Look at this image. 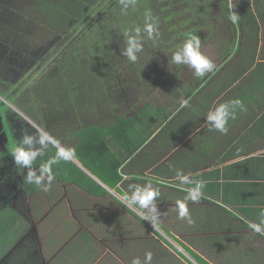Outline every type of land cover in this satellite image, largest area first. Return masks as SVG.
Segmentation results:
<instances>
[{"label":"crops","instance_id":"obj_1","mask_svg":"<svg viewBox=\"0 0 264 264\" xmlns=\"http://www.w3.org/2000/svg\"><path fill=\"white\" fill-rule=\"evenodd\" d=\"M214 1V16L200 21L201 51L214 63L211 72L197 75L190 65L172 62L186 41L184 32V41L174 36L163 49L168 70L153 75L150 97L143 103L148 86L141 82L144 94L130 103L114 99V86L108 85L106 97H86L75 109L57 110L50 96L46 108L31 110L36 118L7 110L12 133L5 131L7 139L0 144V244H7L0 250V264H29L26 257L35 254L41 264H66L58 255L63 242L75 248L72 264H132L134 258L144 264L147 252L152 264H202L192 253L210 264H264V234L249 228L264 212V0H228L239 16L237 24ZM136 64L141 75V64ZM237 98L244 108L229 119L227 133L209 130L207 113ZM119 118L128 121L120 126V142L113 134ZM42 130L76 152L73 161L53 166L48 191L25 182L29 167L16 165L9 146L31 137L39 153L32 169L41 176V165L55 154L51 145L40 143ZM88 138L106 156L102 142L125 158L120 171L127 179L117 187L79 158L95 157L79 150ZM8 161L17 173L6 177ZM73 165L89 180L72 173ZM177 171L205 184L201 200L187 202L191 225L178 217L176 201L194 185L183 186ZM47 183L45 176L41 184ZM149 183L161 193L156 225L117 198Z\"/></svg>","mask_w":264,"mask_h":264},{"label":"rangeland","instance_id":"obj_2","mask_svg":"<svg viewBox=\"0 0 264 264\" xmlns=\"http://www.w3.org/2000/svg\"><path fill=\"white\" fill-rule=\"evenodd\" d=\"M114 1L116 2V0H105L104 3L98 4V11L102 9V4H104L103 7L109 6ZM152 1L153 0H124V2L121 3L119 0L118 4L115 7H112L108 12L106 15L107 17L101 20L91 32L92 37L100 31L102 35H104L106 33L103 29L106 28L105 30H110V35L107 36L108 38L113 36V32L115 31L113 29L118 24L120 26L127 25L128 32L134 37H137L135 28L140 27L141 32L139 33L138 38L140 35H145L146 37L149 35L143 31V17H145V14L151 13L153 16L149 22H152L154 19L155 21L157 20L160 22L151 36L140 40L143 47L141 51L137 53L139 57L137 62L141 64V75L137 73V62L132 63L127 61V57L123 55V49L127 47L126 37L123 35L124 31H126L125 29L119 31V46H109L107 48L109 50L110 48L115 47L112 55L108 57V62L106 61L107 64H103L106 71L105 76L108 79L111 77L109 84L114 86L113 98H116V100L122 103L127 101L128 103L138 101L137 98L143 93L141 89L143 84H141V82H144L148 86L147 92L145 94L143 93L144 98L142 103L145 98L150 97L152 87L151 82L154 78L153 75L163 74L168 70L169 56L163 49H166L169 43H172V38L176 33L177 36L183 40V32L191 26L190 23H184V25L182 24L180 27V23L183 22L182 16L178 17V20L171 22L174 19L173 15L170 18L168 17L170 19L169 21V19L162 18L160 14H154V12L149 9L150 5L154 3L157 7L158 5H164L166 2L157 0ZM191 2H195V0L175 1V4H172L174 8L172 12L179 7L186 8ZM2 3L14 6L18 5V1L15 0H6L2 1ZM117 7L120 10H122V7H125L126 13L128 11L129 15L134 16L135 18L128 19L129 16L124 13V16L122 17L123 19H119L116 14ZM205 10L206 8L203 7L197 11ZM131 11H133L134 14L131 13ZM97 12H95L94 15H96ZM95 19L96 17L91 18L92 22L95 21ZM173 25L177 27V31L173 29ZM83 29V26L78 24L66 33L53 34L51 31H48L43 26L34 22L23 26V36H25L24 41L14 42L12 37H9L7 42L0 41V78L2 77V80H0V117L3 116L6 121L4 126L3 120L2 124L0 122L3 131L9 130L10 134L12 133L6 118L7 110L11 109L10 106L17 108L21 114L28 116L29 118L35 117L31 110H35L39 106L40 109H43V107L46 108L45 101L48 99H43V83L38 81L34 90H31L30 88L34 85L36 80H40L43 77V73L46 72L48 68L53 67L56 65V62L63 58L64 49L71 45L73 40L81 34ZM152 37H156L155 39L160 41V48L155 45ZM84 41L80 40V42ZM158 41L156 42L158 43ZM83 45L77 46L75 52L72 53L71 51L65 56L61 62V65L64 68V70H61L62 73H67L68 68L71 73L74 71L75 73H73V75L76 76L75 74L79 73L81 68H87L86 56L81 54V47H83ZM24 66L27 67L24 68ZM113 68L117 69L111 71ZM157 68H162V70L156 71ZM114 76L116 78H112ZM93 83L95 84V90H97L95 91V95L96 93H102L103 97H106L104 96L106 86L98 83L96 79L93 80ZM39 114H43V112L40 111ZM9 146L12 145L9 144ZM71 243L72 242H63V244H61V250L58 253V255H60L59 258H62L63 261L66 260V264H72L76 260L75 248Z\"/></svg>","mask_w":264,"mask_h":264},{"label":"trees","instance_id":"obj_3","mask_svg":"<svg viewBox=\"0 0 264 264\" xmlns=\"http://www.w3.org/2000/svg\"><path fill=\"white\" fill-rule=\"evenodd\" d=\"M2 1L6 0H0L1 42H7L9 37H12V40L14 42L24 41L25 36H23V26L34 22L43 26L48 31H51L53 34L66 33L78 24L82 25L84 28L81 31V34H79L75 38V40H73L71 45L64 49L63 58L56 62V65L51 68H48L47 71L43 73V77L40 80H36V82L30 89L34 90L38 81L43 83V97H45V99L47 100L48 97L54 96V101L57 102L56 109L61 111L75 109L79 106L80 101H87L89 97L91 99L97 98L96 100L100 99L99 96H101L102 93H96L95 95V91L97 90H95V84L93 83V80L96 79L98 83H101L103 86H106V88L108 85H111L109 84L111 77H109L108 79L105 76L106 71L103 64H107L106 61L108 62V57L112 55L115 47L110 48L109 50L107 48L109 46H119V31H123L124 29L128 30V27L127 25L120 26L117 24V26H115V28L113 29L115 30L113 32V36H110L108 38L107 36L110 35V30H105L106 28L103 29L106 33L104 35H102L99 29L97 30L100 32L96 33L94 37H92L91 32L101 20L107 17L106 15L108 14V12L111 10L112 7H115L118 4L119 0H116V2L114 1L109 6L103 7L104 4H102V9L100 11H98L99 9H97V5L100 3H104L105 0H15L18 1L17 6L2 3ZM157 1H162L166 3L164 5H158L157 7L154 3H152L150 7L148 6L149 9L154 12V14H160L161 17L164 19H169L173 15L174 19L171 22L178 20L177 18L182 16L183 22L180 23V27L182 24L184 25V23L191 24V26L186 31H184L186 32V39L191 35H197L200 37L201 18H203L204 16L211 18L215 14V8L213 5L211 6L210 0H195V2L189 3L186 8L179 7L174 12H172V10L174 9L172 4H175V1L179 0ZM214 2L218 3L221 14L224 17L229 16L230 10L228 0H215ZM203 7L206 8L205 11H197L198 9H201ZM116 9V14L119 19H123L122 17L124 16V13L129 16L128 19L135 18L134 16H130L128 11L126 13L125 7H122V10H120L118 7ZM95 12H97L96 15H94ZM131 13H133V11H131ZM93 17H96V19L92 22L91 18ZM144 18L145 17H143V20ZM210 18L208 20H210ZM152 23H157V20L155 21L154 19ZM159 23L160 22H158V24ZM204 25L205 24H203V26ZM173 29L177 31V27H175L174 25ZM175 36L178 37L177 33ZM147 37L149 36H139L140 40L145 39ZM155 38L156 37H152V40L154 39V43L156 44V41L158 40H156ZM80 40L85 41L80 42ZM81 45H83V47H81V54L83 56H86L87 68H81L80 72L75 74L76 76L73 75V73L75 72L73 71L71 73L68 68L67 73H62L61 70H64V68L62 67L61 62L63 61L65 56L68 55L71 51L72 53L75 52L77 50V46ZM157 45L161 47L160 41H158ZM127 61L129 60L127 59ZM25 67L27 66H24V68ZM116 69L117 68H113L111 69V71ZM112 78L116 77L114 76ZM0 80H2V77L0 78ZM124 122L125 118H119V120L113 127V134H115L114 138H116L118 142H120V126L121 124L123 125ZM127 122L128 121H126L125 124H127ZM92 134L93 133H91V136ZM104 144L106 145V150L109 154L107 156L103 153L102 149H100V146L93 147V144L90 143L89 138L84 139L83 142L79 145V150L88 152L90 153V155L94 153L95 157L93 159L91 156L81 154L79 158L107 185L112 188H115L122 181V176L119 174L118 169L120 170L121 166L124 163L123 160L125 158H122L119 155L115 154L106 142H102V145ZM129 150L132 153L134 148ZM97 153L100 156H98ZM7 159L9 160V158ZM72 169V173H80L82 178L88 179L89 176L84 174L76 165H73ZM3 171L7 175L6 176L4 174L6 177L14 175L17 173L16 165L13 162L12 164H10V162L8 161L4 164ZM76 183H79L85 188H88L86 184H84L83 182H79V180H77ZM98 190H100L99 192L102 195L106 194V191L99 187ZM6 244L7 242L0 244V250H2L4 246H6ZM192 254L202 264H210L199 254ZM26 258L30 262L29 264H41V258L39 257V254L30 256V258Z\"/></svg>","mask_w":264,"mask_h":264},{"label":"clouds","instance_id":"obj_4","mask_svg":"<svg viewBox=\"0 0 264 264\" xmlns=\"http://www.w3.org/2000/svg\"><path fill=\"white\" fill-rule=\"evenodd\" d=\"M121 3L124 0H120ZM229 19L233 24L239 22V16L232 11V5L229 4ZM153 16L151 13L145 14L143 31L146 32L149 36L157 28V23L149 22ZM137 37L129 35L128 30L124 31V36L126 37L127 47L123 49V55L127 59L136 63L138 61L137 53L141 51L142 44L138 38L139 33L141 32L140 27L135 28ZM172 62L175 64L185 63L190 65L196 70L197 75H205L208 72H211L214 69V63L212 60L202 53L201 51V39L197 35L189 36L183 47L176 51L172 57ZM187 102H185L186 104ZM12 112H16L17 108L10 106ZM244 105L240 99H234L230 102L221 103L216 106L213 110H210L207 115V121L210 125L209 130H216L221 133H227L228 131V121L229 119H235V113L237 109L243 110ZM40 143L51 145L55 149V154L46 163L41 165L42 175L36 176L35 171L32 169V165L36 161L38 156V151L34 150L32 147V138L26 137L23 141L19 143H14L12 145L11 154L14 157L16 165L20 168L29 167V172L25 177V182L28 184L40 186L44 191H48L54 180L53 166L58 165L60 162H71L76 156L75 149L72 147H67L61 143L58 138H55L47 131L40 132ZM119 174L123 179H127V176L118 169ZM177 175L180 177L183 186L194 185L187 188V194L184 196L183 200L176 201V208L178 210V217L180 219H186L188 224H193L194 221L191 217L187 202H199L204 195L202 189L205 187L203 181H194L190 175L184 174L181 171H177ZM47 177V185L41 184V182ZM161 195L159 188L153 187L149 183L146 187H138L134 193L128 195L127 193L117 198L120 200V203L125 207H132L136 211L137 215L141 219H150L153 221V224L156 225L158 220L157 215H155L156 209V197ZM127 202V203H126ZM261 219L259 223H249V228L257 234H264V212L260 214ZM182 251V250H181ZM153 255L151 252H147L144 258V264H152ZM132 264H141L139 258H134Z\"/></svg>","mask_w":264,"mask_h":264},{"label":"flooded vegetation","instance_id":"obj_5","mask_svg":"<svg viewBox=\"0 0 264 264\" xmlns=\"http://www.w3.org/2000/svg\"><path fill=\"white\" fill-rule=\"evenodd\" d=\"M2 90V89H1ZM2 91H4V90H2ZM0 122H1V124H2V119H1V117H0ZM3 126L6 124V121L4 120L3 121ZM6 139H7V137H6V135H5V131H3V129H1V125H0V144L2 143V142H5L6 141ZM1 151V150H0ZM1 157V156H0Z\"/></svg>","mask_w":264,"mask_h":264}]
</instances>
